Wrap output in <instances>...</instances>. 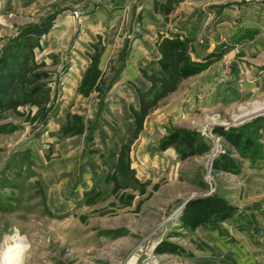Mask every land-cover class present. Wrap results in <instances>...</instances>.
<instances>
[{"label": "rangeland", "instance_id": "1", "mask_svg": "<svg viewBox=\"0 0 264 264\" xmlns=\"http://www.w3.org/2000/svg\"><path fill=\"white\" fill-rule=\"evenodd\" d=\"M144 1L0 0V251L26 238L21 264H264V0H154L148 26Z\"/></svg>", "mask_w": 264, "mask_h": 264}, {"label": "crops", "instance_id": "2", "mask_svg": "<svg viewBox=\"0 0 264 264\" xmlns=\"http://www.w3.org/2000/svg\"><path fill=\"white\" fill-rule=\"evenodd\" d=\"M120 3V4H119ZM128 7H127V5L126 4H122L120 1L118 2V4L117 5H115L114 6V9L112 10L113 12L111 13V14H109L110 16L111 15H115V17L118 19V20H116L115 19V21H114V23L112 24V27L111 28H116L117 26H119V25H123V22H121V21H124L122 18H123V16H121V15H123L122 13L124 12V10H126ZM139 8H141V10L144 12V11H150V14H148L147 16L148 17H146V15L141 19V24L143 25V26H148V24H154V0H151V2L150 3H148V0H146V1H144V3L142 4V5H140L139 6ZM106 11H110V10H108V9H101L100 10V16L101 17H107L106 16ZM147 14V13H146ZM106 19H108L109 20V17L108 18H106ZM102 24V23H101ZM121 85H123V86H125V83H122ZM128 86H131L132 87V85H128ZM126 87V86H125ZM127 90V88L124 90V91H126ZM133 90H134V88H133ZM145 92V91H144ZM126 93H128V94H131V91L130 90H127L126 91ZM124 99L126 100L127 98L126 97H124ZM128 99H130V103H129V106L131 105V106H134V107H136L137 106V104H136V101H138V94H131V96H130V98H128ZM111 100V99H110ZM114 100H116L115 98H114ZM138 103V102H137ZM111 105H112V103H110Z\"/></svg>", "mask_w": 264, "mask_h": 264}, {"label": "trees", "instance_id": "3", "mask_svg": "<svg viewBox=\"0 0 264 264\" xmlns=\"http://www.w3.org/2000/svg\"><path fill=\"white\" fill-rule=\"evenodd\" d=\"M31 35L32 36H30L29 39L33 40L34 43L35 40H37V38L41 35V32L38 31L34 34L32 33ZM31 42L30 44L33 45V43ZM14 46L15 44L12 43L9 46L4 47L1 54L2 61L0 63V96L5 95L7 93L9 87L15 79V74L13 71V69L15 68V62H13V65L9 63L10 58L13 57L15 54H18V50L15 51Z\"/></svg>", "mask_w": 264, "mask_h": 264}, {"label": "clouds", "instance_id": "4", "mask_svg": "<svg viewBox=\"0 0 264 264\" xmlns=\"http://www.w3.org/2000/svg\"><path fill=\"white\" fill-rule=\"evenodd\" d=\"M30 248V244L26 242V238H21L18 244L13 245L4 251H0V264H13L15 260L17 264H21L23 254Z\"/></svg>", "mask_w": 264, "mask_h": 264}, {"label": "bare ground", "instance_id": "5", "mask_svg": "<svg viewBox=\"0 0 264 264\" xmlns=\"http://www.w3.org/2000/svg\"><path fill=\"white\" fill-rule=\"evenodd\" d=\"M263 108H264V107H261V108L259 107L257 110H260V109H263ZM255 111H256V110H254L253 112H255ZM257 112H258V111H257Z\"/></svg>", "mask_w": 264, "mask_h": 264}]
</instances>
